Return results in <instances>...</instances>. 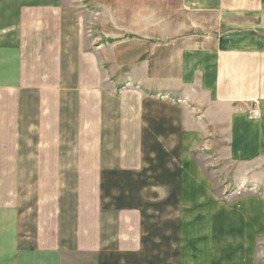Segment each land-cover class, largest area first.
Wrapping results in <instances>:
<instances>
[{
  "label": "crops",
  "instance_id": "obj_1",
  "mask_svg": "<svg viewBox=\"0 0 264 264\" xmlns=\"http://www.w3.org/2000/svg\"><path fill=\"white\" fill-rule=\"evenodd\" d=\"M183 4L203 34L111 59L81 52L65 0H0V264L206 263L188 232L186 246L152 244L153 224L207 200L200 153L264 160V0Z\"/></svg>",
  "mask_w": 264,
  "mask_h": 264
},
{
  "label": "rangeland",
  "instance_id": "obj_2",
  "mask_svg": "<svg viewBox=\"0 0 264 264\" xmlns=\"http://www.w3.org/2000/svg\"><path fill=\"white\" fill-rule=\"evenodd\" d=\"M65 5L77 14L81 52L88 47H93V51L107 50L111 56L115 54L111 59H116L117 47L122 43L133 44L142 39L141 49L145 52L176 44L208 29L184 6L183 0H65ZM98 57L94 54L95 65ZM48 71L53 75L52 68ZM35 72V75L31 73L35 79H48L39 68ZM79 86L83 88L82 84ZM78 134V131L66 135L63 132L62 149L78 148ZM213 150L215 153L196 156L212 183L211 193H206L207 200L200 205L191 200L174 201L166 208L157 209L158 219L153 225L159 233L151 243L180 248L186 246L182 236L188 232L190 246L201 249L200 257L206 259L205 264H212L211 259H222L221 264H231L229 260L264 264V160L237 164L228 159L225 145ZM185 211L188 214L183 220ZM215 213L218 214L212 219ZM198 255L193 258L197 259Z\"/></svg>",
  "mask_w": 264,
  "mask_h": 264
},
{
  "label": "built area",
  "instance_id": "obj_3",
  "mask_svg": "<svg viewBox=\"0 0 264 264\" xmlns=\"http://www.w3.org/2000/svg\"><path fill=\"white\" fill-rule=\"evenodd\" d=\"M252 116H253V118H258L259 117V112L254 111Z\"/></svg>",
  "mask_w": 264,
  "mask_h": 264
}]
</instances>
